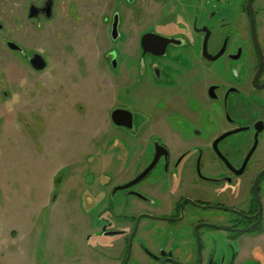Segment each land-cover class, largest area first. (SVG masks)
<instances>
[{
    "label": "flooded vegetation",
    "instance_id": "af4514ba",
    "mask_svg": "<svg viewBox=\"0 0 264 264\" xmlns=\"http://www.w3.org/2000/svg\"><path fill=\"white\" fill-rule=\"evenodd\" d=\"M103 6L115 80L103 91L114 103L102 178L71 187H85L81 242L42 250L40 264H261L239 257L264 231V0ZM53 7L30 0L25 17L40 26ZM4 38L41 71L29 63L37 52Z\"/></svg>",
    "mask_w": 264,
    "mask_h": 264
},
{
    "label": "rangeland",
    "instance_id": "374dc122",
    "mask_svg": "<svg viewBox=\"0 0 264 264\" xmlns=\"http://www.w3.org/2000/svg\"><path fill=\"white\" fill-rule=\"evenodd\" d=\"M29 1L0 0V264H40L42 250L81 242L86 222L76 205L85 187H71L102 178L96 153L114 103L103 93L115 80L102 58L104 0H53L40 26L25 17ZM6 36L48 66L32 70L7 50ZM249 256L264 264V231L239 258Z\"/></svg>",
    "mask_w": 264,
    "mask_h": 264
},
{
    "label": "water",
    "instance_id": "95a60500",
    "mask_svg": "<svg viewBox=\"0 0 264 264\" xmlns=\"http://www.w3.org/2000/svg\"><path fill=\"white\" fill-rule=\"evenodd\" d=\"M7 46L11 49H20L17 44L14 42L8 41ZM29 63L31 67L35 70H42L45 67V62L43 57L39 53H34L32 57L29 59Z\"/></svg>",
    "mask_w": 264,
    "mask_h": 264
}]
</instances>
